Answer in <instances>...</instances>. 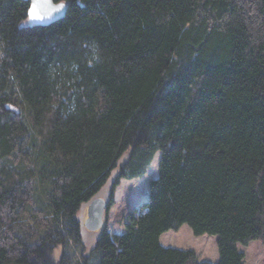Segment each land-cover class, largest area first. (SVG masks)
<instances>
[{
  "label": "trees",
  "instance_id": "obj_1",
  "mask_svg": "<svg viewBox=\"0 0 264 264\" xmlns=\"http://www.w3.org/2000/svg\"><path fill=\"white\" fill-rule=\"evenodd\" d=\"M0 0V264H243L264 244V0ZM123 231L81 206L147 173ZM186 224L218 259L164 246ZM59 253L55 254V249Z\"/></svg>",
  "mask_w": 264,
  "mask_h": 264
},
{
  "label": "rangeland",
  "instance_id": "obj_2",
  "mask_svg": "<svg viewBox=\"0 0 264 264\" xmlns=\"http://www.w3.org/2000/svg\"><path fill=\"white\" fill-rule=\"evenodd\" d=\"M159 153H156L151 167L145 175L136 179H121L114 190V202L109 207L106 218V230L110 234H118L123 231V223L129 211L140 212L141 204L147 197L148 181L156 173V162ZM101 193L99 196H103ZM78 217L82 221L81 244L71 245L75 257H81V253H90L94 248L96 238L100 231H88L84 228L83 222L86 217V203L81 206ZM159 241L164 246H171L183 249H192L199 260L214 262L218 259L215 245V237L207 234L194 235L190 228L183 224L176 230L163 232ZM238 249L243 253V264H264V244L260 240H251L246 245L237 244ZM59 248L55 249V254Z\"/></svg>",
  "mask_w": 264,
  "mask_h": 264
},
{
  "label": "water",
  "instance_id": "obj_3",
  "mask_svg": "<svg viewBox=\"0 0 264 264\" xmlns=\"http://www.w3.org/2000/svg\"><path fill=\"white\" fill-rule=\"evenodd\" d=\"M28 2L27 18L31 24H49L64 13V3L54 0H25ZM107 202L102 196H95L86 203V217L83 226L88 231H99L106 225Z\"/></svg>",
  "mask_w": 264,
  "mask_h": 264
}]
</instances>
